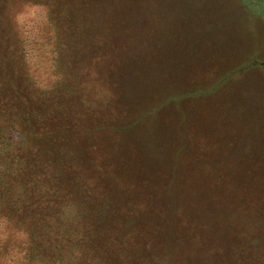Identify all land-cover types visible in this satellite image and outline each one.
Wrapping results in <instances>:
<instances>
[{
  "label": "trees",
  "instance_id": "1",
  "mask_svg": "<svg viewBox=\"0 0 264 264\" xmlns=\"http://www.w3.org/2000/svg\"><path fill=\"white\" fill-rule=\"evenodd\" d=\"M205 1L142 0L117 58L69 0H0V264H264V62L226 69Z\"/></svg>",
  "mask_w": 264,
  "mask_h": 264
},
{
  "label": "rangeland",
  "instance_id": "2",
  "mask_svg": "<svg viewBox=\"0 0 264 264\" xmlns=\"http://www.w3.org/2000/svg\"><path fill=\"white\" fill-rule=\"evenodd\" d=\"M117 1V0H113ZM137 4L130 5L129 0H121V5H119L120 2H112L109 0V8L107 6L108 0H69L71 6L73 7V18L76 19V27L78 28L77 34L80 35V37L83 39L85 44H95L99 50L105 54L113 55L117 58L124 57V52L127 49V44H132L133 39L130 40L128 36V25L130 27H134L135 21V9L139 10V12H142L141 15L138 16V18L141 19V26L142 27L140 31L146 29L145 35L151 32V27L154 26L153 19L151 17L148 18L147 22H144V16L146 15V9L144 10V5L141 6L142 0H134ZM216 2L213 4L215 5L214 9L209 8L208 12L209 14H215L211 15L212 19H217L225 21L227 24L226 30H228L227 33L232 34V38L235 37V42L232 44H229L230 48L232 49L235 54L232 57L226 58L225 56H221L223 59L227 60V68H231L235 65L241 64L242 61L248 60L252 57H255V59L259 61L264 62V20L261 17H255L251 18L248 14L247 16L244 15L241 11H239L235 6H240V0H215ZM208 5L210 3L209 0L205 1ZM259 4L260 10L264 13V6L262 5V2H257ZM115 5H118L116 7L117 10L113 9ZM203 5V3H202ZM235 5V6H234ZM205 6V5H204ZM237 6V7H238ZM18 9V5L14 7H11L10 10L16 11ZM108 9V10H107ZM28 17L24 20H30V18H38L42 21L44 20V11L38 9V8H26ZM244 11H247L244 9ZM107 12H109L107 14ZM247 13V12H246ZM126 15V23L123 22L122 16ZM127 16H133V21L128 23ZM147 17V16H146ZM145 17V18H146ZM163 21L166 22L165 19H167V27L173 28L177 31V25H174L172 23L171 17H162ZM41 21V22H42ZM23 23V22H21ZM177 24V23H176ZM22 25V24H21ZM27 25L25 24V27ZM29 28L32 30L35 25L30 24L28 25ZM22 27V26H21ZM23 27V28H25ZM28 29V28H27ZM20 31V29H18ZM214 28H210L207 30V33L214 31ZM185 30H180L176 32V39L175 42L178 40V38L184 34ZM189 32L193 33V30ZM3 34L6 33L4 36L7 39L8 31L5 29V31L2 32ZM70 33V32H69ZM152 33V32H151ZM12 39V37H11ZM148 36H145V42L148 41ZM140 41V40H139ZM139 41H135V44H139ZM9 44V43H8ZM12 44V43H11ZM63 44V43H59ZM224 44V43H223ZM210 46H207V49ZM216 46H214L215 49ZM164 48V47H163ZM213 48V47H212ZM213 49V50H214ZM237 61V62H236ZM230 62L231 64H228ZM256 70H253L250 74L252 78L260 77L257 74H254ZM249 75V74H248ZM248 75H245L244 77L240 78L242 81H246L248 78ZM208 77H212L213 75H207ZM236 79L232 78L228 82V89L233 90L234 92L238 93V95L243 90L242 84ZM237 84V85H236ZM240 86V87H238ZM197 148V147H196ZM193 151V147L191 149V155L193 157L195 156H206L205 158H208L210 156V151H208L205 148H198Z\"/></svg>",
  "mask_w": 264,
  "mask_h": 264
}]
</instances>
